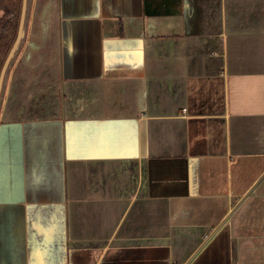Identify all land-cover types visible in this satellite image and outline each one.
<instances>
[{
	"label": "crops",
	"instance_id": "1",
	"mask_svg": "<svg viewBox=\"0 0 264 264\" xmlns=\"http://www.w3.org/2000/svg\"><path fill=\"white\" fill-rule=\"evenodd\" d=\"M32 6L0 264H264V0Z\"/></svg>",
	"mask_w": 264,
	"mask_h": 264
},
{
	"label": "rangeland",
	"instance_id": "2",
	"mask_svg": "<svg viewBox=\"0 0 264 264\" xmlns=\"http://www.w3.org/2000/svg\"><path fill=\"white\" fill-rule=\"evenodd\" d=\"M11 1V0H10ZM16 1V2H15ZM20 0H13L9 6H7L8 8H12L13 10V13H12V18H10L9 22L11 23V29H10V32H9V35H8V38H3L4 41L3 42H6V44H10L8 46V48H5V45L3 46H0V50H2L1 52V55H3L5 57V61L7 60L8 58V54L10 53L11 49L13 48L14 46V43L16 42V37H17V34H18V30H19V27H20V21H19V14H20V11H21V6H20ZM34 0H28V11H27V17H26V26H25V29H24V33H23V36H22V41H21V44L19 45V47L17 48V50L15 51L14 53V58L8 68V70L10 69V67L12 66L13 64V61L15 60L16 61H20V58H21V53L23 51V49L25 48L26 46V42L27 40H30L31 39V31L33 30L32 27L36 26V25H40V22L39 20H36V16L35 14L33 13L32 15V11H33V4ZM12 4V5H11ZM35 5H36V0H35ZM37 7V6H36ZM12 46V48L10 49L9 51V47ZM6 49H8V51L6 52ZM30 49V48H28ZM16 62V63H18ZM5 63V62H4ZM15 64V63H14ZM4 65V64H3ZM15 66V65H14ZM3 67V66H2ZM2 70V69H1ZM10 72V71H8ZM9 74V73H8ZM7 74V76H8ZM7 79V78H6ZM5 84H6V81L4 83V87H5ZM4 92H5V89L3 90V93H2V96L0 98V110H1V106H2V100H3V96H4Z\"/></svg>",
	"mask_w": 264,
	"mask_h": 264
},
{
	"label": "trees",
	"instance_id": "3",
	"mask_svg": "<svg viewBox=\"0 0 264 264\" xmlns=\"http://www.w3.org/2000/svg\"><path fill=\"white\" fill-rule=\"evenodd\" d=\"M12 1L13 0H11V1L10 0H0V46L5 45V48H8V46L10 45V44H6V42H3L4 41L3 38H8L10 29H11V26H10L11 23L9 22V20H10V18H12V13H13L12 10L13 9L8 8L7 6H9ZM20 1H21L20 2L21 11H20L19 18H18L19 21H20L22 9H23V6H22L23 0H20ZM12 46H13V44L9 47V51L12 48ZM7 51H8V49H6V52ZM1 52H2V50H0V75H1L2 66L5 62V57L3 55H1ZM6 78H7V75L5 77V81H6ZM5 81H4V83H5ZM3 88H4V85H3Z\"/></svg>",
	"mask_w": 264,
	"mask_h": 264
},
{
	"label": "water",
	"instance_id": "4",
	"mask_svg": "<svg viewBox=\"0 0 264 264\" xmlns=\"http://www.w3.org/2000/svg\"><path fill=\"white\" fill-rule=\"evenodd\" d=\"M28 0H23V3H22V6H23V9H22V14H21V18H20V27H19V30H18V34H17V37H16V42L14 43V46L13 48L11 49L10 53L8 54V58L7 60L5 61L3 67H2V70H1V75H0V98L2 96V93H3V85H4V81H5V77L8 73V68L14 58V53L15 51L17 50V48L19 47V45L21 44V41L23 40L22 39V36H23V33H24V29H25V26H26V17H27V11H28Z\"/></svg>",
	"mask_w": 264,
	"mask_h": 264
}]
</instances>
